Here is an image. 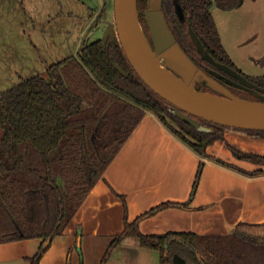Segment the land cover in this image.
Returning a JSON list of instances; mask_svg holds the SVG:
<instances>
[{"label":"trees","instance_id":"trees-1","mask_svg":"<svg viewBox=\"0 0 264 264\" xmlns=\"http://www.w3.org/2000/svg\"><path fill=\"white\" fill-rule=\"evenodd\" d=\"M177 3L184 10V19L178 13ZM243 3L244 0H163L166 20L177 41L201 69L222 84L217 78V72L222 70L203 58L192 41L190 28L217 61L238 69L222 42L211 10L214 4L231 10ZM148 5L149 0H138L140 19L149 33L145 20ZM252 77L264 86V74ZM195 85L217 92L206 81H196ZM172 106L136 72L117 37L83 44L77 55L49 65L45 74L23 79L3 91L0 243L35 237L45 241L62 234L148 111L202 156L250 176L264 174V168L247 170L208 153L207 147L217 140H226L225 130L233 127L198 117L206 127L198 129L173 113ZM235 129L264 138V129ZM226 143L235 157L264 166V154ZM203 167L201 161L192 195ZM180 204L188 205L169 201L132 222L126 215L124 230L115 236L101 264H107L114 248L132 235L138 236L143 246L160 251V264H264V221L240 222L228 234L142 233V218ZM45 251L41 246L31 257V264H39Z\"/></svg>","mask_w":264,"mask_h":264},{"label":"crops","instance_id":"crops-1","mask_svg":"<svg viewBox=\"0 0 264 264\" xmlns=\"http://www.w3.org/2000/svg\"><path fill=\"white\" fill-rule=\"evenodd\" d=\"M226 140L207 147L209 154L247 170L264 168L235 157L226 141L245 151L264 154V138L235 128ZM198 187L192 195L200 162ZM170 205L145 216L144 234L170 231L228 234L240 222L264 221V174L250 176L202 156L148 111L111 160L62 234L56 235L39 264H101L125 219L166 202ZM41 237L0 243V264H31L44 245ZM158 249L145 247L136 235L126 237L112 251L107 264H160Z\"/></svg>","mask_w":264,"mask_h":264},{"label":"rangeland","instance_id":"rangeland-1","mask_svg":"<svg viewBox=\"0 0 264 264\" xmlns=\"http://www.w3.org/2000/svg\"><path fill=\"white\" fill-rule=\"evenodd\" d=\"M211 11L235 64L248 75L264 74V0L231 10L214 4ZM112 24L115 0H0V95L77 55L83 44L115 38Z\"/></svg>","mask_w":264,"mask_h":264},{"label":"water","instance_id":"water-1","mask_svg":"<svg viewBox=\"0 0 264 264\" xmlns=\"http://www.w3.org/2000/svg\"><path fill=\"white\" fill-rule=\"evenodd\" d=\"M177 9L184 19L180 3H177ZM145 20L151 40L141 23L138 0H115V25L112 24L111 29H116L113 36H118L130 63L146 84L173 105V113L201 130L206 127L198 117L233 128L264 129V87L252 82L230 65L217 61L205 49L191 27L192 41L203 58L238 79L240 83L228 77L230 82L260 91V98L238 96L209 76L177 41L166 20L163 0H149ZM115 65L122 69L118 63ZM196 81H206L217 92L198 89ZM52 238L45 240L44 249L48 248Z\"/></svg>","mask_w":264,"mask_h":264},{"label":"flooded vegetation","instance_id":"flooded-vegetation-1","mask_svg":"<svg viewBox=\"0 0 264 264\" xmlns=\"http://www.w3.org/2000/svg\"><path fill=\"white\" fill-rule=\"evenodd\" d=\"M245 1V0H244ZM241 7V6H240ZM146 32V31H145ZM148 38L151 40V35H150V32H146ZM240 73H242L244 76H246L248 79H250L252 82L256 83L257 85L259 86H262L260 84H258L255 79L251 76V75H248L246 72H243V70H241L239 67L237 69ZM217 78L222 81L232 92H234L236 95L238 96H241V97H244V98H248V96H252L253 98L255 99H259L260 97L258 96L259 93H261L260 91L254 89H249L247 88L246 86H244V84H240L241 86L239 85H236L232 82H230L228 80V77L232 78L233 80L237 81L238 83L239 80L236 79L235 77H232L230 76L228 73H226L225 71H219L217 72ZM264 87V86H262Z\"/></svg>","mask_w":264,"mask_h":264}]
</instances>
